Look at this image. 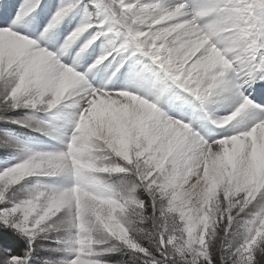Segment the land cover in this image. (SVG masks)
Here are the masks:
<instances>
[{
  "label": "snow or ice",
  "instance_id": "obj_1",
  "mask_svg": "<svg viewBox=\"0 0 264 264\" xmlns=\"http://www.w3.org/2000/svg\"><path fill=\"white\" fill-rule=\"evenodd\" d=\"M0 264H264V0H0Z\"/></svg>",
  "mask_w": 264,
  "mask_h": 264
}]
</instances>
